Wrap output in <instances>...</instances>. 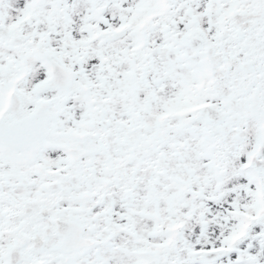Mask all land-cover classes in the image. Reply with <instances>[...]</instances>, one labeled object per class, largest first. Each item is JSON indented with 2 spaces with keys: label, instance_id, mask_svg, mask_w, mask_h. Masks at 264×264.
I'll use <instances>...</instances> for the list:
<instances>
[{
  "label": "snow or ice",
  "instance_id": "obj_1",
  "mask_svg": "<svg viewBox=\"0 0 264 264\" xmlns=\"http://www.w3.org/2000/svg\"><path fill=\"white\" fill-rule=\"evenodd\" d=\"M0 264H264V0H0Z\"/></svg>",
  "mask_w": 264,
  "mask_h": 264
}]
</instances>
